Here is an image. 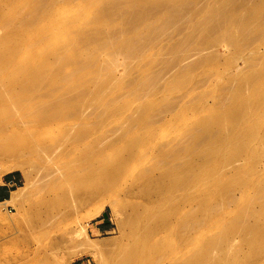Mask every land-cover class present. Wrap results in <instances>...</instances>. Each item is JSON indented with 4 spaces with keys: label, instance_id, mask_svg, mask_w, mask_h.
Returning a JSON list of instances; mask_svg holds the SVG:
<instances>
[{
    "label": "bare ground",
    "instance_id": "1",
    "mask_svg": "<svg viewBox=\"0 0 264 264\" xmlns=\"http://www.w3.org/2000/svg\"><path fill=\"white\" fill-rule=\"evenodd\" d=\"M33 1L34 7H27L26 2L16 12L6 8L0 11V29H11L5 39L0 35V73L11 64L12 48L27 35V30L45 23L60 8L59 0ZM91 2L97 6L95 16L90 18L92 22L77 26L70 38L82 44L77 54L54 52L51 64L43 60L37 65H17L11 73L0 77V114L8 113L0 125V152L34 154L32 164L28 163L41 176L44 169L48 173L44 165L50 163L56 164L52 171H62L60 187L52 197L42 199L39 205L36 204L40 200L35 205L33 201L34 208L38 206L35 216L47 224L49 215L73 196L74 201L81 202L102 189L103 184L116 190L126 187L127 195L141 196L145 202L123 204V219L119 221L123 237L107 258L95 254L91 243H83L78 252L91 254L97 264H264V168L257 175L248 164L256 145L264 149V81L260 80L264 76V0ZM223 46L228 57L217 62V49ZM118 57L123 58L124 71L131 77L125 84L134 82L133 93L144 100L133 116L128 115L132 122L142 123L146 119L142 117L143 111L148 106L154 107L155 114L177 118L178 112H172L182 95L169 101L168 91L182 87L186 96L192 89L204 86L214 74L219 80L223 74L227 78L213 84L220 90L215 107L209 108L210 114L196 119L203 126L176 151L171 153L173 147H157L155 158H161L147 162L143 168L129 164L137 159L107 154L95 160V166L92 162L77 165L88 159L89 150L100 154L95 147L108 131L96 134L95 128L121 114L131 103L116 107L111 97L107 100L108 92L121 76L114 74ZM145 59L150 67L144 68L147 63L140 65ZM97 63L93 77L84 78L86 69ZM65 65L72 69L63 72ZM195 71L202 78L190 85ZM47 73L65 81L64 91H60V85H53V89L37 94L42 99L36 101V93L31 94L43 87ZM125 84L123 87L128 86ZM89 88L95 94L92 102L87 101L92 94ZM204 97L200 95L195 102L188 100L186 107L205 108ZM199 99L205 102L199 104ZM27 117L38 124L33 126L29 123L33 120L28 122ZM51 122H59L54 131H49ZM194 127L190 126L185 133ZM145 138L144 134L124 138L129 140L126 150L134 151ZM87 140L89 144L78 150L76 158L56 163ZM26 163L23 161L17 167L24 170ZM79 202L76 201L77 205Z\"/></svg>",
    "mask_w": 264,
    "mask_h": 264
},
{
    "label": "rangeland",
    "instance_id": "2",
    "mask_svg": "<svg viewBox=\"0 0 264 264\" xmlns=\"http://www.w3.org/2000/svg\"><path fill=\"white\" fill-rule=\"evenodd\" d=\"M24 1L25 3L20 5L21 2ZM26 2L28 3L27 7H34L33 0H0V11L6 8L10 11L16 12L21 8L19 6H25L27 4ZM58 5L60 7H58L59 10L55 13L50 14L49 19L47 20L48 23H46L47 21L45 23H43L44 21H42L40 25H32L27 30V35L22 36L21 42L12 48L13 52L11 51L9 56V59L12 58L10 60L11 64L4 72L0 73V77L5 76L7 73H11L13 71V67L17 65L27 66L29 63H31V65H37L39 64L38 62L43 60L46 62V64H51L50 62L51 60H53L52 57H54V52H57L55 53V55H61L62 53L64 55H72L77 54L82 49V44L74 43L70 40V38H73V35L75 34L74 30L77 28V26L85 25L87 21L89 22V24L90 22H92L91 20L93 18L91 17L95 16L94 14H96L97 10L95 8H97V6L95 4H92L91 0H74L73 2L69 0L68 2H66V0H59ZM43 12H41L40 14L44 19L46 17ZM0 30V35L3 36V39H5L7 33L11 31V29ZM37 39L40 40L37 41ZM7 46H9V44ZM17 47L18 49L15 51L14 49ZM57 48L59 49V52L58 50L56 51ZM217 52L218 56L215 59L217 62H223L227 59L228 51L224 48V46L218 47ZM104 56L105 55L103 54L102 57ZM120 58L121 57H118L117 59L114 74L117 76L121 75L120 78L122 77V80L118 77V79L121 81L119 82V80H117V82H115L113 89L108 92L109 94H107V100H109L111 97V99H113L112 101H114L113 106L116 107H119L123 104H128L130 102L132 103V105L131 103L128 104V109H126L119 115H114L108 118L106 121H102L104 124L102 126L99 125V128H95V130L97 131L96 134L108 131V133H105L106 138L102 139V141L98 143L97 147H95L96 151H99L100 154H93L92 152L91 154L89 153V150L88 154L86 153L88 159L85 162H80L77 165L88 162H90L89 164H91L92 162L93 165H91L95 166L97 165L96 161L107 154L109 156L114 155L117 157H123V155H125V157H128L129 159H137L138 161L130 162L129 164L136 163V165H138V168H143L147 166L148 163L150 164L156 162L157 159H159L160 156L157 155V158H155L154 153V151L158 148H163L161 150H166L173 147L171 153L176 151L188 138L191 137L195 130L198 131L197 129L200 130V128L203 126L202 123H197L196 119L200 115L210 114L209 108L215 107L214 104H216L218 100V94L220 93V90L214 88V85L217 82L224 81L227 78L226 74H223V76H221V79L219 80L218 75L214 74L204 86L192 89L187 93L186 96L183 94V92L185 91L182 87L179 89L168 91L167 99L169 101L173 100V98L175 99V97L177 99L182 95V98L180 97L181 100L180 98H178V107L175 111L172 112H178L177 118L170 119V114H155L154 107L148 106L142 114L143 119H146L143 120L142 123H140L139 121L132 122L130 120L131 117L128 119V115L132 114L131 116H133L134 111H136L135 109L141 107L142 101L144 100L141 97L139 98V94L135 92L133 93L132 86L134 82L127 84L128 86L125 84L131 77H128L127 71H124L126 69L124 64H122L124 61L122 62L123 58ZM147 62L148 61L145 59L141 61L140 65L142 63L146 65ZM237 63L238 60L236 61L235 65H237ZM240 63L241 60L239 59V64ZM57 65L62 66L60 63H57ZM98 66L99 63L94 64L93 66L91 65L89 69H86V71L89 72L85 71L84 78L93 77L94 72H92V70L95 71L96 69H98ZM146 67H150V65L147 63L144 68ZM139 68L133 71L135 72ZM71 69V65H65L63 67V72L70 71ZM225 71L226 73H229V70ZM198 73L199 71L194 72V77L189 83L190 85H193L196 81L202 78V76ZM48 74L49 73H47L48 77L43 79V87L31 94L32 96L34 95V93H36V101L42 99L39 98L37 94H43L44 90L49 91V88L53 89V85H55V87L62 85L58 88L60 89V91H64V86L66 84H64L65 81L58 78V76L56 77L55 75L49 74L52 76L50 77ZM134 74L137 73L135 72ZM48 78H50L51 80ZM45 79H48L50 81H46ZM260 80L263 82L264 76L261 77ZM45 81L47 82V84L45 83ZM124 84L127 87H123ZM89 90L92 94L88 97L89 100L87 99V101L92 102L95 94L92 89L89 88ZM127 91H129V93H127ZM120 93L121 95H119ZM203 94L205 96L204 100L206 102L202 99H199L197 103L201 104L205 102V108L196 109L194 107H186V102H189L188 100L192 99L195 102V99H198V97ZM135 95H138L137 98L135 97ZM0 106H2V104H0ZM7 114H0V125L2 123V120L5 119L2 118L6 117ZM25 120L29 122L33 119L31 117H27L25 118ZM93 121L96 122V119L94 118ZM151 121L154 122L150 123ZM29 123L33 124V126L34 124H38L34 120ZM58 123L59 122H51L49 125V131L56 130L55 128L57 127ZM194 125L195 127L192 130L185 133L187 128ZM116 127L122 128L123 131L115 129ZM132 134L137 136L144 134L146 138L143 139L140 144L139 142L136 144V146L134 147V151L129 152L128 150H126V145L129 140L124 138H127ZM119 137L124 138L116 141ZM89 140L85 141V143H80V148L78 147V149H76L67 158H59V161L57 160L56 163L61 164L68 159L76 158L80 153L79 151H81L87 144H89ZM74 154L76 155L74 156ZM33 156L34 154H27L23 156L8 153L3 154L0 152V176L8 172H15L19 174L20 178V181L14 187L11 198L8 201H0V264H76L77 262L82 260H87L88 264H97V261L91 254L81 251L78 252L82 248L83 243H91L93 245L95 254H97L98 256H103V258L106 256L107 258V254H109L112 250H115V246L122 240L123 237L120 236L121 227L119 223V221L121 222L123 219L121 208L126 206L123 204H129V202L143 203L145 202L143 200L144 198L135 194H132V196H130L131 194L127 195V192L125 190L127 189L126 187H122V189L116 190L111 189L107 185L103 184L104 187L102 189L90 193V197H88V195L84 200H81V202H79L80 200L78 201L76 199L74 201V198L76 197L73 196L74 198L72 199L74 203L73 201H71L72 199H69L70 201L66 204H61L60 207H62L60 209L57 208V210H55L52 215H49L50 218L46 221L47 224H44L45 222L42 223L43 218L35 216V210H37L38 206L34 208V205L38 200L40 201L37 202L36 205H39L41 202H43L41 201L42 199L44 201L48 200L49 196L53 195V193L59 189L58 187H60V183L63 177L60 176L62 171L54 172L56 169L54 171L51 170L52 167H56L55 163H50L51 166L48 164V166L44 165V167H47V169H49L48 173H51L52 171V174H49L51 177L48 175L45 176V174H48L46 173V169H44L43 174V176L45 177L41 176L42 173H40V171H38L31 165V159H34ZM23 161L27 162L24 167H22L24 168V170L20 167H17L18 165H21L20 163ZM28 162H30L31 164H29ZM33 162V164L35 165L36 163H38V165L43 166L41 162ZM250 163L254 167V173L260 175L261 171L264 168V149H260V147L256 145L249 156L248 164ZM95 181L96 183H100L99 180ZM44 197L46 199H44ZM129 198L132 201H130ZM134 199L136 200V202ZM33 201L35 202L34 205ZM76 201L79 202L80 205H77ZM68 204L71 205L68 207ZM75 205L77 206L76 208ZM45 208V206H42V210H45ZM34 216L37 218H35ZM39 218L42 220H40ZM103 218H107L108 220H110L111 228L106 230L100 228V220ZM37 219H39L40 221ZM31 221H33V223ZM43 224L44 226H42ZM48 245L50 246L48 247ZM52 245H54V247L56 245V247L53 248ZM44 248L46 249L44 250ZM190 251L192 252V250ZM45 253L48 255H46ZM45 256L46 259L44 258Z\"/></svg>",
    "mask_w": 264,
    "mask_h": 264
},
{
    "label": "crops",
    "instance_id": "3",
    "mask_svg": "<svg viewBox=\"0 0 264 264\" xmlns=\"http://www.w3.org/2000/svg\"><path fill=\"white\" fill-rule=\"evenodd\" d=\"M20 181L19 174L15 172H8L0 176V201L4 202L11 198L15 185ZM100 228H111V222L107 218L100 220ZM76 264H88L87 260H82Z\"/></svg>",
    "mask_w": 264,
    "mask_h": 264
}]
</instances>
